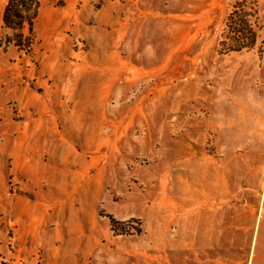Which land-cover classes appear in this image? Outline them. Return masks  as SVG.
<instances>
[{
  "label": "rangeland",
  "instance_id": "rangeland-1",
  "mask_svg": "<svg viewBox=\"0 0 264 264\" xmlns=\"http://www.w3.org/2000/svg\"><path fill=\"white\" fill-rule=\"evenodd\" d=\"M7 1L0 264H264V0Z\"/></svg>",
  "mask_w": 264,
  "mask_h": 264
},
{
  "label": "trees",
  "instance_id": "trees-1",
  "mask_svg": "<svg viewBox=\"0 0 264 264\" xmlns=\"http://www.w3.org/2000/svg\"><path fill=\"white\" fill-rule=\"evenodd\" d=\"M38 6L39 0H8L2 14L3 25L22 37L24 25L31 30Z\"/></svg>",
  "mask_w": 264,
  "mask_h": 264
}]
</instances>
